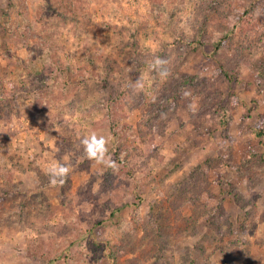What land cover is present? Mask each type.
Returning <instances> with one entry per match:
<instances>
[{"label":"rangeland","instance_id":"obj_1","mask_svg":"<svg viewBox=\"0 0 264 264\" xmlns=\"http://www.w3.org/2000/svg\"><path fill=\"white\" fill-rule=\"evenodd\" d=\"M201 2L0 0V264H116L121 244L119 264H185L199 246L211 264H264V44L225 80L191 42ZM151 107L168 113L146 130ZM93 132L114 171L84 156ZM57 163L70 173L50 186Z\"/></svg>","mask_w":264,"mask_h":264},{"label":"trees","instance_id":"obj_2","mask_svg":"<svg viewBox=\"0 0 264 264\" xmlns=\"http://www.w3.org/2000/svg\"><path fill=\"white\" fill-rule=\"evenodd\" d=\"M201 1L202 2L199 3L194 13L195 18L192 20L195 34L191 42L203 48L210 46L214 51L213 59L217 63L222 77L227 81H232L239 69L240 63H249L251 53L259 49L261 44H264V0ZM4 30L9 35L18 36L26 32L21 23H9L4 27ZM261 66L262 75H264V64L262 63ZM136 68L139 74L140 71L138 67ZM26 69L31 71L29 65L26 66ZM137 71H133L135 77L136 75L139 76ZM36 72L39 78L38 81L40 82L39 93L36 96V100L43 104L44 92L46 88H49L48 86H50L51 89L52 86L50 83L52 78H48V75L39 65H36ZM130 76H132V74H130ZM186 82L192 84L191 81ZM109 86L110 91L107 94L109 97L105 98L107 100L106 108L107 111L114 114L117 111V109H115V97L118 96L120 97L118 100L123 101L124 94L122 96L118 95L117 92L120 87L115 88L114 86ZM5 94L4 86L0 85V114L3 107L6 106ZM233 103L237 105L236 97L233 98ZM151 110L152 111L147 114L142 122V127L146 130H150L154 123L168 113L167 108H162L161 111H155L154 107H151ZM231 115V109H226L222 118H228L230 120ZM255 128L258 136L264 137V122L258 123ZM115 163L117 169L119 163ZM226 166V168H229L230 161ZM110 171L112 172L114 170L110 168ZM227 226L229 228V224H227ZM123 247L124 244H121L119 246L120 249H112V256L116 264H119V254ZM203 250L204 248L202 246L197 247V251L189 255L185 264H211L209 259L205 256V253H203ZM232 263L237 264L235 261Z\"/></svg>","mask_w":264,"mask_h":264},{"label":"clouds","instance_id":"obj_3","mask_svg":"<svg viewBox=\"0 0 264 264\" xmlns=\"http://www.w3.org/2000/svg\"><path fill=\"white\" fill-rule=\"evenodd\" d=\"M167 65L168 61L166 59L156 57L148 64V70L149 72H154L161 80H166L171 74ZM132 88L134 90L143 88V74L133 83ZM107 143L104 136H98L95 132L84 136L80 141L84 156L88 160L115 170L117 166L108 154ZM69 173L70 167L63 163H57L50 167L48 170L49 185H63Z\"/></svg>","mask_w":264,"mask_h":264}]
</instances>
